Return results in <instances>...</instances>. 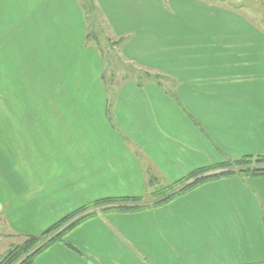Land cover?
<instances>
[{
	"label": "crops",
	"instance_id": "crops-1",
	"mask_svg": "<svg viewBox=\"0 0 264 264\" xmlns=\"http://www.w3.org/2000/svg\"><path fill=\"white\" fill-rule=\"evenodd\" d=\"M93 3L120 59L163 80L108 90L78 0H0V241L142 197L152 177L264 155L263 24L206 0ZM33 264H264V177L98 213Z\"/></svg>",
	"mask_w": 264,
	"mask_h": 264
},
{
	"label": "trees",
	"instance_id": "trees-1",
	"mask_svg": "<svg viewBox=\"0 0 264 264\" xmlns=\"http://www.w3.org/2000/svg\"><path fill=\"white\" fill-rule=\"evenodd\" d=\"M82 1H85V4ZM82 1H80L81 8L84 12V18L87 25L86 38L87 40L90 39V42L94 44L95 48L103 57L106 64L105 66L109 67V61L103 56V50L100 45L103 38H98V33L93 31L94 29L92 30V27H88V21L91 24L96 22V10L93 0ZM106 42L112 47H116L120 43L119 41H110V39H107ZM124 70L127 74H125L119 82L126 80H151L154 83L161 85V81L163 80V78L157 75H151L146 70L137 69L131 65H128L127 67L125 65ZM104 74H102L101 79L109 90V88L115 84L113 82L114 77L111 76L106 79ZM229 176L264 177V155L245 156L235 160H226L220 164L196 170L185 178L172 184H162L157 178L152 177L148 180L147 190L142 197L103 199L94 203L85 204L72 214L51 226L42 235L26 237L19 244L8 249L6 253L0 257V264H33L34 257L55 242L59 241L64 232L98 213L132 212L155 208L183 195L187 191L204 182Z\"/></svg>",
	"mask_w": 264,
	"mask_h": 264
},
{
	"label": "rangeland",
	"instance_id": "rangeland-1",
	"mask_svg": "<svg viewBox=\"0 0 264 264\" xmlns=\"http://www.w3.org/2000/svg\"><path fill=\"white\" fill-rule=\"evenodd\" d=\"M82 1V0H78ZM212 3H215L217 5H222L225 6L229 9L238 11L240 14H242L244 17L250 19L252 22H256L258 24H263L264 25V0H206ZM85 4V1H82ZM81 5V3H80ZM96 10V8H95ZM105 22V19H100L98 17V13L96 10V22L95 23H90L88 21V27H92V30L98 33L99 37L98 38H103L101 40V48L103 50V56L106 58V60L109 61V67H106L105 71V78H110L113 76V82L117 83L120 81V79L127 74L125 72V65L126 67L128 66L127 64L124 63L122 59H120V56L117 52L116 47L109 46L106 42L109 37L107 36L106 33H104V30L102 29V24ZM90 25V26H89ZM103 31V32H101ZM90 41V39H89ZM111 41V40H110ZM115 42V41H113ZM93 44V43H92ZM120 60V61H119ZM163 84V83H162ZM169 86V85H167ZM0 101H4L0 97ZM14 244H10V242H6L4 240L0 241V257L6 253L8 249L13 247Z\"/></svg>",
	"mask_w": 264,
	"mask_h": 264
}]
</instances>
